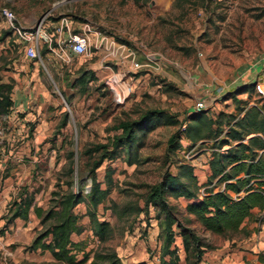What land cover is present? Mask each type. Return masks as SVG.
Segmentation results:
<instances>
[{"label":"rangeland","instance_id":"rangeland-1","mask_svg":"<svg viewBox=\"0 0 264 264\" xmlns=\"http://www.w3.org/2000/svg\"><path fill=\"white\" fill-rule=\"evenodd\" d=\"M3 7L12 9L24 28H34L45 19L44 30L49 33L62 17H68L76 30L88 25L91 47L86 55L71 54L70 60L49 52L31 60L2 17ZM102 37L131 49L137 60L155 56L157 64L134 71L131 57L121 62L109 56L107 47H98ZM263 60L264 0H0V82L12 83L15 101L10 114L0 117V264H65L49 252L29 248L43 228L33 212L28 221L17 218L7 223L14 200L28 195L47 209L52 191L68 189V183L74 190H89L84 149L107 142L121 121L138 119L146 111L165 110L185 121L195 104L204 101L211 117L236 113L238 103L227 95L237 85L228 91L225 87L238 77L247 81L245 72ZM83 71L93 72L96 79L82 85L78 78ZM113 73L123 75L131 86L123 102L115 100L110 88ZM254 77L263 81L264 71ZM239 98L250 106L264 104L256 92ZM179 129L180 125L158 122L143 137L136 163L128 164L123 156L105 161L97 170L103 187L107 169L114 170L111 194L96 213L100 221L110 223L107 244L124 264H159L162 244L153 208L147 217L125 213L127 205L144 204L150 186L166 171L177 173L185 161L193 165L199 184H207L212 141L190 147L183 138L181 148L174 151L169 139ZM114 202L117 205L112 206ZM170 202L183 208L187 200L170 198ZM87 210L85 203L76 207L84 231L73 238L91 252L99 239ZM254 217L264 214L256 211ZM262 224V220L246 222L249 228ZM205 237L213 249L204 260L223 248L235 251L246 239L241 234L230 240L208 232ZM177 244L185 264L179 237Z\"/></svg>","mask_w":264,"mask_h":264},{"label":"trees","instance_id":"trees-1","mask_svg":"<svg viewBox=\"0 0 264 264\" xmlns=\"http://www.w3.org/2000/svg\"><path fill=\"white\" fill-rule=\"evenodd\" d=\"M40 53L46 55L48 48L43 47ZM95 79L93 72L83 71L78 82L86 85ZM256 82L239 84L228 91L227 99L238 103L236 113L221 112L217 117H211L209 110H201L180 121L165 110H150L138 119L121 121L115 128L117 133L107 142L90 145L83 151L89 159V190L84 187L74 190L72 183H68V189L52 191L47 209L34 203L28 195H22L9 207L7 223L17 218L28 221L33 212L43 228L29 248L49 252L61 263L124 264L117 251L107 244L111 235L110 223L100 221L96 213L111 194L114 170L107 169L105 187L97 177V170L105 161L123 156L128 164L136 163L134 158L143 146V137L158 122L180 125L179 131L169 139V146L174 151L181 148L183 138L191 142L190 147L212 141L211 173L207 184H199L193 165L185 161L179 165L177 173L166 171L158 183L150 186L144 204H129L124 210L127 214L143 213L148 217L153 208L162 241L159 264H182L178 237L185 253V264H204L205 254L213 249L206 241L207 232L226 235L233 240L239 234L243 237L251 235L253 230L248 229V220L264 221L263 217H254L255 210L264 211V104L250 106L247 99L239 98L256 92L264 101L256 91ZM14 105L12 83L0 82V117L9 115ZM170 198H185L187 203L181 208L170 202ZM82 203L87 204V214L99 239V246L91 252L85 251L83 241L73 238L84 231L81 216L75 212ZM2 234H5L4 230ZM80 253L82 258H79ZM136 264L147 263L139 261Z\"/></svg>","mask_w":264,"mask_h":264},{"label":"built area","instance_id":"built-area-1","mask_svg":"<svg viewBox=\"0 0 264 264\" xmlns=\"http://www.w3.org/2000/svg\"><path fill=\"white\" fill-rule=\"evenodd\" d=\"M2 17L7 21L9 29L17 37L19 42L23 45L27 57L31 60H36L41 56V49L48 48L49 53L58 54L64 60H70V55H86L91 47L92 38L90 34V27L85 25L81 30H76L71 25L68 17H62L53 26L52 32L44 30L43 19L38 26L34 28H24L17 24L15 20L14 11L8 7L1 9ZM105 46L109 50V56L114 57L121 62L131 59V69L134 71L142 70L144 68H153V64H157V58L149 56L146 62L137 60L134 52L127 49L124 45L117 46L109 42V39L102 37L98 47ZM124 76L120 73H113L109 79V85L114 93L115 100L123 102L126 96L130 93L131 86L124 81ZM257 93L264 97V80L256 82ZM206 103L198 101L195 104V111L205 110Z\"/></svg>","mask_w":264,"mask_h":264},{"label":"crops","instance_id":"crops-1","mask_svg":"<svg viewBox=\"0 0 264 264\" xmlns=\"http://www.w3.org/2000/svg\"><path fill=\"white\" fill-rule=\"evenodd\" d=\"M71 24L73 28H76V25H74L72 21ZM18 43H20L19 40ZM262 71H264V60L259 63L257 67L251 66L249 70L245 72L247 81H243V79L238 77L234 83L229 84V86L225 88L228 91L235 85L256 82L258 80H256L254 76L261 73ZM262 213L264 214V211ZM248 229L253 231L250 236L244 237L246 239L241 241L239 248H237L235 251H229L228 249L223 248L218 253L211 255L208 254L207 256H210L211 259L206 257L207 261L204 260V264H264V224H262L261 228L257 226V228L248 227Z\"/></svg>","mask_w":264,"mask_h":264}]
</instances>
